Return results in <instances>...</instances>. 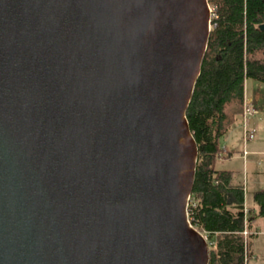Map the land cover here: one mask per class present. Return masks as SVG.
<instances>
[{
	"label": "water",
	"instance_id": "95a60500",
	"mask_svg": "<svg viewBox=\"0 0 264 264\" xmlns=\"http://www.w3.org/2000/svg\"><path fill=\"white\" fill-rule=\"evenodd\" d=\"M210 17L207 0H0V264H208L185 111Z\"/></svg>",
	"mask_w": 264,
	"mask_h": 264
},
{
	"label": "trees",
	"instance_id": "16d2710c",
	"mask_svg": "<svg viewBox=\"0 0 264 264\" xmlns=\"http://www.w3.org/2000/svg\"><path fill=\"white\" fill-rule=\"evenodd\" d=\"M210 31L185 118L197 147L195 177L187 205L190 226L207 243L208 264H243L257 224L264 222V190L247 205L232 174L215 171L219 139L241 113L244 82L264 83V0H207Z\"/></svg>",
	"mask_w": 264,
	"mask_h": 264
},
{
	"label": "crops",
	"instance_id": "0c3cea01",
	"mask_svg": "<svg viewBox=\"0 0 264 264\" xmlns=\"http://www.w3.org/2000/svg\"><path fill=\"white\" fill-rule=\"evenodd\" d=\"M245 82H244V86H245ZM244 95H245V91H244ZM245 97H246V95H245ZM246 98H248V97H246ZM248 99L251 101L252 106L254 104L253 107H254L255 111L258 114H263L261 111H259L257 109L256 102L253 103L250 98H248ZM234 125L235 126L238 125V127H239V122L237 121V119L229 127L228 131L219 139L220 148H221V152H220V156H219L220 159H217V161L214 165V169H215V171L227 172V173L232 174L233 183L242 185V190H243V194H244V198H245V195L247 193V191H246L247 176L246 175H247V172L251 170L250 167L253 165V161L251 158L257 157V156H264V151H260L258 149V147L263 145V143H259L257 141H251V143L250 142L247 143L244 146V150H245L246 154L242 155V148L243 147L241 144V139L239 140L238 132H237V136H238L237 139L238 140L236 142H235L234 137H233V131H235V130L238 131V129H236V127H234L235 130H233ZM249 144H251L250 149H247ZM255 164H256V166H260V163L258 161H256ZM244 184H245V186H244ZM251 185H253L255 189L251 192L250 196H252V194L254 192L264 190V180L261 182L256 181L255 183L251 182ZM257 188H259V189H257ZM249 204H246V202L244 200V206L245 207H247V205H249ZM256 228H257V234L262 236V238H263L262 242L264 243V222H259L257 224Z\"/></svg>",
	"mask_w": 264,
	"mask_h": 264
},
{
	"label": "rangeland",
	"instance_id": "374dc122",
	"mask_svg": "<svg viewBox=\"0 0 264 264\" xmlns=\"http://www.w3.org/2000/svg\"><path fill=\"white\" fill-rule=\"evenodd\" d=\"M244 87H245L244 91H245L246 97L250 98L253 103L256 102L257 109L263 113V114H258L256 112L257 114L250 122V128L253 130V133H254L253 141L263 143V145L259 146L258 149L260 151H264V142H263L264 141V83L254 81V80H246ZM237 121L239 122L238 117H237ZM234 127H236L238 131L235 130ZM233 130H235L233 131V137L236 142L238 140L237 139L238 136H239V140L241 139V133H240V129L238 125L237 126L234 125ZM237 132H238V136H237ZM250 145L251 144L248 145L247 149H250ZM217 159H220V157H217ZM251 159L253 161V165L250 167L251 170L248 171L246 175L247 176V179H246L247 193L244 198L246 204H249L251 202L250 194L255 189L254 186L251 185V182L255 183L256 181L261 182L264 180V156L252 157ZM256 161L260 163V166H256L255 164ZM257 235L251 239V245H250V251H249L250 256L246 264H264V243L262 242L263 238L262 236L260 235L257 236Z\"/></svg>",
	"mask_w": 264,
	"mask_h": 264
},
{
	"label": "built area",
	"instance_id": "2783aa9c",
	"mask_svg": "<svg viewBox=\"0 0 264 264\" xmlns=\"http://www.w3.org/2000/svg\"><path fill=\"white\" fill-rule=\"evenodd\" d=\"M256 115V111L252 106L251 101L245 97L243 93V98H242V106H241V113L239 114V129L241 133V144H242V155H245L246 152L244 150V146L253 141L254 139V133L253 130L250 128V122ZM219 157V156H218ZM243 229L241 232V235L245 241L246 237L249 235L248 231L246 230V215H247V210L245 207H243ZM249 256H247L244 253V258H243V264L247 263Z\"/></svg>",
	"mask_w": 264,
	"mask_h": 264
}]
</instances>
